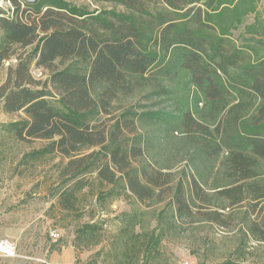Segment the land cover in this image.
Segmentation results:
<instances>
[{
    "label": "trees",
    "instance_id": "trees-1",
    "mask_svg": "<svg viewBox=\"0 0 264 264\" xmlns=\"http://www.w3.org/2000/svg\"><path fill=\"white\" fill-rule=\"evenodd\" d=\"M9 1L12 13L0 8V65L16 63L0 101L4 112L24 115L1 129L18 141H47L23 161L58 158L66 210L79 209L91 179L100 198L165 203L124 212L116 249L127 262L118 264L159 257L181 220L197 217V201L211 202L216 168L219 208L264 201V46L234 37L253 15L244 32L264 38L261 0H108L111 7L96 9ZM33 65L48 71L45 79ZM176 157L179 169L169 165ZM243 217L239 240L210 264H244L249 238L264 241V215ZM99 228L90 221L78 231L91 237Z\"/></svg>",
    "mask_w": 264,
    "mask_h": 264
},
{
    "label": "rangeland",
    "instance_id": "rangeland-1",
    "mask_svg": "<svg viewBox=\"0 0 264 264\" xmlns=\"http://www.w3.org/2000/svg\"><path fill=\"white\" fill-rule=\"evenodd\" d=\"M70 1L91 9L112 6L108 0ZM10 6L9 0H0V8L10 9L12 13ZM261 9L264 12V0H261ZM253 19V15L247 16L240 28L234 31L238 44L251 42L264 46V38L244 32V25ZM15 63L16 58H12L0 65V85L7 79L8 67ZM32 72L37 79H45L48 74L47 70L34 65ZM113 114L103 116L102 121L109 122ZM22 115L23 112H4L0 101V239L8 238L16 245V255L10 257L11 264H61L54 257L68 248L74 250L75 264L127 262L126 256L118 255L116 249L120 227L124 224V212H132L136 208L149 211L163 207L165 203L148 207L134 199L111 201L105 195L100 198L101 186L91 179L90 186L78 194L79 209L71 211L62 208L58 198L64 185L58 180L54 166L58 158L36 162L35 165L26 164L22 158L25 152L39 148L47 141H18L1 129L2 123L19 119ZM169 165L179 169L182 166L181 157L171 160ZM216 170L206 188L211 204L198 200L197 212L200 214L197 213L193 220H181L177 233L164 239L161 254L149 264H210L221 260L239 240L245 211L250 219L262 220L264 201L251 203L246 200L234 206L218 207L222 201L217 199L213 185L214 178L216 180L221 174ZM211 211L220 214L214 219H205L202 213ZM150 216L147 215L148 218ZM90 221L98 222L100 228L91 237L82 236L79 227ZM155 224L152 220L151 226ZM53 232L59 236L53 235ZM247 245L251 247L244 264H264V241L250 237Z\"/></svg>",
    "mask_w": 264,
    "mask_h": 264
},
{
    "label": "built area",
    "instance_id": "built-area-1",
    "mask_svg": "<svg viewBox=\"0 0 264 264\" xmlns=\"http://www.w3.org/2000/svg\"><path fill=\"white\" fill-rule=\"evenodd\" d=\"M53 235L59 236L57 232H53ZM15 255H16V245L13 243V241L8 238L0 239V256L13 257ZM47 264H58V263L48 262Z\"/></svg>",
    "mask_w": 264,
    "mask_h": 264
},
{
    "label": "crops",
    "instance_id": "crops-1",
    "mask_svg": "<svg viewBox=\"0 0 264 264\" xmlns=\"http://www.w3.org/2000/svg\"><path fill=\"white\" fill-rule=\"evenodd\" d=\"M55 261L59 260L61 264H75L74 262V250L68 248L59 256L54 257ZM0 264H11L10 257L0 256Z\"/></svg>",
    "mask_w": 264,
    "mask_h": 264
},
{
    "label": "water",
    "instance_id": "water-1",
    "mask_svg": "<svg viewBox=\"0 0 264 264\" xmlns=\"http://www.w3.org/2000/svg\"><path fill=\"white\" fill-rule=\"evenodd\" d=\"M25 1H28V2H34L35 0H25Z\"/></svg>",
    "mask_w": 264,
    "mask_h": 264
}]
</instances>
